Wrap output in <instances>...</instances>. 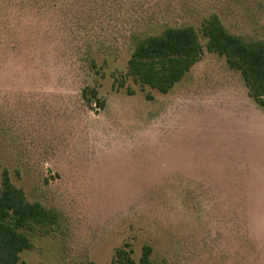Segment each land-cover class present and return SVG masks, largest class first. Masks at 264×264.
<instances>
[{
  "label": "rangeland",
  "instance_id": "374dc122",
  "mask_svg": "<svg viewBox=\"0 0 264 264\" xmlns=\"http://www.w3.org/2000/svg\"><path fill=\"white\" fill-rule=\"evenodd\" d=\"M213 14L264 42V0H0V188L56 215L18 264H264V109L206 49ZM185 26L202 56L167 94L128 75Z\"/></svg>",
  "mask_w": 264,
  "mask_h": 264
},
{
  "label": "trees",
  "instance_id": "16d2710c",
  "mask_svg": "<svg viewBox=\"0 0 264 264\" xmlns=\"http://www.w3.org/2000/svg\"><path fill=\"white\" fill-rule=\"evenodd\" d=\"M201 34L206 49L224 57L229 69L239 73L248 96L264 109V42H246L229 33L218 16L204 20ZM203 48L191 26L168 28L158 36L140 42L127 61L132 79L160 94H167L200 60ZM92 90L84 89L82 98L89 103ZM56 221V215L39 203L26 200L21 189L11 185L7 173H2L0 188V264H18L20 253L32 243L25 233L34 226L42 227ZM151 249L145 246L138 264H153ZM114 264H136L123 249L115 252Z\"/></svg>",
  "mask_w": 264,
  "mask_h": 264
}]
</instances>
